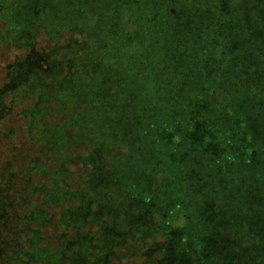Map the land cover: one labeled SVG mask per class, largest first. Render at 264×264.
<instances>
[{"label": "rangeland", "instance_id": "rangeland-1", "mask_svg": "<svg viewBox=\"0 0 264 264\" xmlns=\"http://www.w3.org/2000/svg\"><path fill=\"white\" fill-rule=\"evenodd\" d=\"M65 1H69L72 7L66 12L60 8ZM97 2L103 1L40 0L43 9L40 23L45 24V28L40 27L34 33H31L32 29L28 30L29 40L34 42L33 50L42 52L46 60L54 56L67 42L68 36H78L72 33L73 24L77 26L95 19L89 11L77 7ZM107 3L111 12L118 8L114 16L130 18L125 46L128 49L139 47V50L128 51L122 61L130 80L136 85L149 84L151 87L152 83V89L157 91L155 85L166 89L163 84L169 81L177 88L194 85L195 95H201L207 81H221L220 86L229 93L242 90L254 99L259 98L264 89V65H246V69L241 66L239 70L234 67L237 60L252 62L255 59L260 63L257 56L264 54V17L258 15V11L264 9L259 0H107ZM5 28L6 23L0 20V29ZM4 45L0 43V78L3 65L23 51ZM221 61L227 62L223 68ZM172 67L178 72L173 73ZM257 72L260 76L255 75ZM220 75L222 78L216 80ZM253 79L257 82L252 85L250 80ZM90 80L87 78L86 82ZM156 99L145 93L136 96L139 120L134 122L132 114L135 111L130 106L129 96L119 93L112 97L115 107L120 106V113L125 108V126L110 120L103 140L89 142V150L96 149L97 152L82 160L87 163L80 165L75 161L66 166V170L61 168V175L55 183L57 196L44 197L51 200V205L43 200L42 195L33 198L34 205H42L47 219L44 223L31 225L40 228V234L34 237L35 246L28 242L21 247L28 253L24 259H44L42 261L50 264H158L159 261L166 264L169 250L186 247L185 243L182 244L181 232L163 227L155 234V225H161L169 211L174 209L186 214L183 189H178L176 182L183 178L180 176L174 181L168 167L173 165L172 162L183 163L187 154L184 139L176 143L177 148L160 140L162 135L169 134L167 125L171 110L158 108ZM206 109L215 114L209 102ZM115 110L108 115L112 116ZM146 114L151 116V132L157 142L154 150L158 154L153 157L149 153L142 156L145 153L142 147L146 145L143 143L146 141L144 131L148 128L144 127ZM173 114L172 125L181 131L180 136H184L182 115ZM262 115L260 119L264 122V113ZM263 131L264 123H257L253 131L243 129V137L237 136L238 143L246 139L247 145L251 144L253 148L244 147L245 164L235 157L230 159L231 165L238 164L235 169H217L222 160L219 158L212 160L214 165L209 164V159L208 162L204 157L199 159L200 165L203 163L214 171L208 184L213 190L209 192L205 209H208L209 216L220 219L218 226L222 229L227 228L225 224L236 226V215L245 213L253 215V220L264 226V202L257 199L254 186V179L264 174ZM131 132L136 140L130 141L128 134ZM101 149L103 152H99ZM124 155L130 158L127 162ZM150 169H160L161 172L154 174ZM90 172L92 175L88 178ZM145 194L149 198L146 202ZM257 238L260 240L264 235H257ZM260 249L253 252L251 246H244L237 256V264H264ZM210 252L215 254L213 249ZM100 256L104 258L99 261ZM198 260L204 259L199 257ZM180 262L176 260L170 264Z\"/></svg>", "mask_w": 264, "mask_h": 264}, {"label": "trees", "instance_id": "trees-1", "mask_svg": "<svg viewBox=\"0 0 264 264\" xmlns=\"http://www.w3.org/2000/svg\"><path fill=\"white\" fill-rule=\"evenodd\" d=\"M39 1L0 0V14L3 12L0 20L6 23V28L0 29V43L23 50L21 55L3 65L0 78V264H50L42 261L44 259H24L28 253L21 250L23 244L29 242L35 246L37 243L34 237L40 234V228L31 225L44 223L47 219L42 205H34L33 198L42 195L45 200V195L57 196L55 183L61 168L66 170V166L75 161L80 165L87 163L82 160L97 152L96 149L89 150V142L103 140L110 120L125 126V108L120 113V106L115 107L112 101L119 93L129 96L130 106L135 111L130 113L134 122L139 120L136 96L145 93L156 97L158 108L171 110L167 125L169 134L162 135L160 140L171 143L174 148L184 139L187 149L183 163L172 162L173 165L168 167L174 181L180 176L183 178L176 182L177 188L183 189L186 214L173 209L161 225H155V234L163 227L183 233L182 244L186 247L169 250L166 264L176 260L181 264H237V256L244 246H251L253 252L261 248L259 252L264 254V238H257V235H264V226L253 220V215H236L238 224H225L227 228L224 229L218 226L220 219L208 215L205 203L213 190L208 184L214 171L210 166L199 164L203 157L207 162L209 159L211 165L215 164L212 160L219 158L222 160L216 168L227 171L238 166L237 162V166L231 165L232 157L246 163L244 147L253 146L247 145L246 139L238 143L237 136L243 137V129L253 131L257 123H264L260 119L264 113V89L259 98L254 99L242 90L229 93L220 86L221 81H207L201 95H195L194 85L177 88L169 81L163 84L166 89L155 85L157 91L152 89V83L151 87L149 84L136 85L130 80L122 61L128 51L139 50V47L128 49L125 46L130 18L114 16L118 8L111 12L107 0L87 7L78 6L84 12L89 11L95 19L77 26L73 24L72 33L78 36L69 33L62 49L59 47L58 53L46 60L42 52L33 50L34 42H30L27 34L28 30L32 29L31 33H34L40 27L45 28V24L40 23L43 9ZM259 2L264 9V0ZM60 8L66 12L72 8L71 3L65 1ZM263 11H258V15L264 17ZM257 60L260 63L255 59L252 62L237 60L234 67L239 70L241 66L246 69V65H264V54L258 55ZM104 61L106 63L101 66ZM220 64L223 68L227 62ZM172 72L177 73V68L172 67ZM194 72L197 73L196 69ZM255 75L260 76V73ZM87 78H91L89 83ZM220 78L222 75L215 79ZM255 82L250 80L252 85ZM208 102L215 114L206 109ZM114 110L112 116L108 115ZM174 112L182 115L184 136H180L181 131L172 125ZM149 118V114L143 117L144 127L148 128L144 131L146 141L143 143L146 145L142 147L145 152L142 156L149 153L153 157L158 151L154 150L157 142ZM261 134L264 136V131ZM128 135L130 141L136 140L133 132ZM124 156L127 162L130 158ZM150 170L154 174L161 172L160 169ZM91 175L90 172L88 178ZM254 180L256 197L264 202V174ZM147 194L144 202L149 200ZM45 201L52 203L50 199ZM177 222L180 225H176ZM210 249L215 254L209 253ZM199 257L204 260L199 261ZM101 258L104 257L100 256L99 261Z\"/></svg>", "mask_w": 264, "mask_h": 264}]
</instances>
